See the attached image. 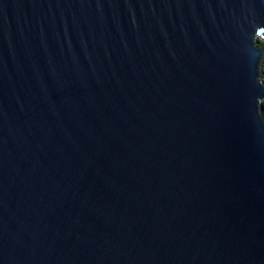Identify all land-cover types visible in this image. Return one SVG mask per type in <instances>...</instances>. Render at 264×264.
Segmentation results:
<instances>
[{
	"label": "water",
	"instance_id": "obj_1",
	"mask_svg": "<svg viewBox=\"0 0 264 264\" xmlns=\"http://www.w3.org/2000/svg\"><path fill=\"white\" fill-rule=\"evenodd\" d=\"M264 0H0V264H264Z\"/></svg>",
	"mask_w": 264,
	"mask_h": 264
},
{
	"label": "rangeland",
	"instance_id": "obj_2",
	"mask_svg": "<svg viewBox=\"0 0 264 264\" xmlns=\"http://www.w3.org/2000/svg\"><path fill=\"white\" fill-rule=\"evenodd\" d=\"M259 39L261 40V43H264V38L263 37H259Z\"/></svg>",
	"mask_w": 264,
	"mask_h": 264
},
{
	"label": "trees",
	"instance_id": "obj_3",
	"mask_svg": "<svg viewBox=\"0 0 264 264\" xmlns=\"http://www.w3.org/2000/svg\"><path fill=\"white\" fill-rule=\"evenodd\" d=\"M261 44L264 46V43L263 42ZM263 70H264V63H263Z\"/></svg>",
	"mask_w": 264,
	"mask_h": 264
}]
</instances>
